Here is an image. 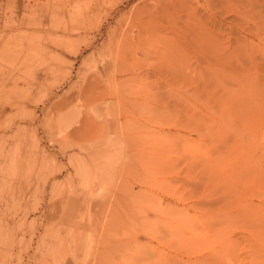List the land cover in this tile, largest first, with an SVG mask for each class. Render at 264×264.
I'll return each instance as SVG.
<instances>
[{"label": "rangeland", "instance_id": "374dc122", "mask_svg": "<svg viewBox=\"0 0 264 264\" xmlns=\"http://www.w3.org/2000/svg\"><path fill=\"white\" fill-rule=\"evenodd\" d=\"M0 264H264V0H0Z\"/></svg>", "mask_w": 264, "mask_h": 264}, {"label": "bare ground", "instance_id": "6f19581e", "mask_svg": "<svg viewBox=\"0 0 264 264\" xmlns=\"http://www.w3.org/2000/svg\"><path fill=\"white\" fill-rule=\"evenodd\" d=\"M109 211V210H108ZM98 229V228H97ZM78 255V254H77Z\"/></svg>", "mask_w": 264, "mask_h": 264}]
</instances>
